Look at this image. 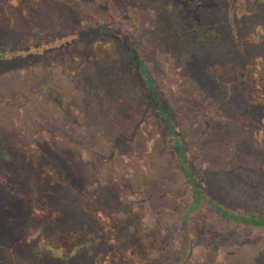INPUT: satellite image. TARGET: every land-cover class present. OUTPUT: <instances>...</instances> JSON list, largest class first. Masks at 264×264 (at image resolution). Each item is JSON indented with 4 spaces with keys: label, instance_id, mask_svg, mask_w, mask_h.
<instances>
[{
    "label": "rangeland",
    "instance_id": "rangeland-1",
    "mask_svg": "<svg viewBox=\"0 0 264 264\" xmlns=\"http://www.w3.org/2000/svg\"><path fill=\"white\" fill-rule=\"evenodd\" d=\"M233 3L247 28L221 34L195 32L169 0H0V52L36 51L0 67V243L23 238L0 264H264V227L195 204L131 78L143 67L161 90L202 188L264 216V0Z\"/></svg>",
    "mask_w": 264,
    "mask_h": 264
},
{
    "label": "trees",
    "instance_id": "trees-1",
    "mask_svg": "<svg viewBox=\"0 0 264 264\" xmlns=\"http://www.w3.org/2000/svg\"><path fill=\"white\" fill-rule=\"evenodd\" d=\"M136 3L141 4V3H160L161 0H135ZM173 3V7L168 11L171 12L172 14H178L180 21H186V18H188L189 23L194 24V26H198L197 29L195 30V32L199 33L200 30L202 33H240L238 30H240L241 32L247 28V23L243 24V27L241 28H237V21L235 20V15L236 13H238L237 8L235 6V8H233V0H216L219 2V6H218V11L216 12L215 16H212V7L211 5L214 3V0H169ZM189 3V5L187 4ZM198 3H200L199 7H197ZM175 4H177L179 6V8H176ZM264 5V3L262 4ZM234 10H233V9ZM197 9V13L193 14V10ZM203 9V10H202ZM236 11V12H235ZM188 12V14H187ZM201 12H204L205 16L204 19L198 23V16ZM244 12L245 15V11H241ZM209 13H211V15L209 16ZM218 14V15H217ZM231 14L234 17H230ZM239 14V13H238ZM189 15V16H188ZM196 18L195 21H193ZM177 19V18H176ZM178 22V20H177ZM107 26V25H106ZM238 30H237V29ZM191 31V30H189ZM121 32V31H120ZM86 33H101L99 27H93V29H89V30H85V31H69L66 33H61L59 34V40L61 41V46L65 47V48H70L71 46H74L76 44H83L82 42H84L86 40ZM58 39V37H56ZM20 46V45H19ZM13 47V46H12ZM32 48H34V46L30 47H18L15 46L11 49H7L4 52H0V67H3V69L5 68H11L13 67L16 63H21V62H26L29 63V61H31V55L34 54L36 51H34ZM137 57V56H135ZM17 66V65H16ZM137 70H135V75H133L131 78L132 80L135 81H139L138 76L141 75V77L143 76L144 78V83H142V86L145 88V90L147 91V96L150 100V102H153L154 105L156 106L158 113L160 114L161 118H163V128H167L169 129L171 132V142H172V154L175 155V157L177 158V166L178 168H182L189 179L191 188L193 189V192L196 195L195 198V204L197 206L201 205V204H206L211 206L214 209H217L218 211H220L221 213H224L225 215L228 216V218L230 219H234L238 222H241L245 225H252V226H258V227H264V216H257L255 217L254 214H250V215H236L234 212L227 210L224 208V205L220 204L219 202H217L215 200L216 197H214V193L212 192L211 189H209L210 187H207V189L205 190L204 188H202V186L200 185V180H197L195 173L193 172L194 168L192 169V166L190 164V154L188 153V149L184 146L182 140L180 139V137L178 136V131H175V127L174 126V121H173V113L170 112L171 115V119H169L167 117V113L165 111V109H169L170 107H168V105H163L162 102H164L163 100V96H162V92L159 89L158 86L155 85V83L151 82V77L150 75H148L147 71L144 70V68H136ZM146 73V74H143ZM143 74V75H142ZM140 83V81H139ZM141 84V83H140ZM53 94L57 93V90L52 89L51 90ZM60 93V92H59ZM61 94V93H60ZM60 96V95H59ZM62 96V95H61ZM161 109V112L160 110ZM220 126H222L220 124ZM235 125L230 124L227 125L224 128V133L230 137L231 136V129L234 128ZM170 142V143H171ZM123 145V143L121 144ZM198 179H200V176H198ZM197 180V181H196ZM7 186V185H6ZM9 187V186H7ZM7 187L4 188V186L0 185V191L6 190ZM214 200H213V198ZM189 214V213H188ZM1 220V218H0ZM1 223V221H0ZM1 230L2 227H1ZM1 239V236H0ZM23 241V238H20L16 241H14L13 243H0V251L2 250H6V249H14L16 246H18L19 242ZM9 244V245H8Z\"/></svg>",
    "mask_w": 264,
    "mask_h": 264
}]
</instances>
